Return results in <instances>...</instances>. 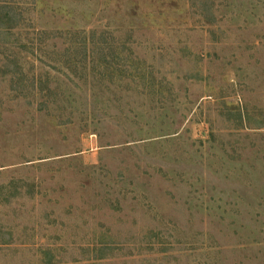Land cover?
<instances>
[{"label":"rangeland","instance_id":"1","mask_svg":"<svg viewBox=\"0 0 264 264\" xmlns=\"http://www.w3.org/2000/svg\"><path fill=\"white\" fill-rule=\"evenodd\" d=\"M0 18V264H264V0Z\"/></svg>","mask_w":264,"mask_h":264},{"label":"trees","instance_id":"2","mask_svg":"<svg viewBox=\"0 0 264 264\" xmlns=\"http://www.w3.org/2000/svg\"><path fill=\"white\" fill-rule=\"evenodd\" d=\"M2 19L3 18H0V22L1 23H2ZM5 20H10L9 21L10 22L9 24H12V22L15 21V18H8V19L5 18ZM11 29H12V26H9L8 28H6V30H11Z\"/></svg>","mask_w":264,"mask_h":264}]
</instances>
